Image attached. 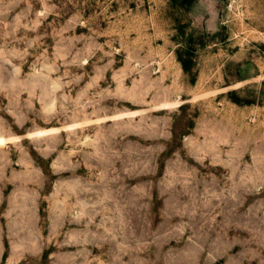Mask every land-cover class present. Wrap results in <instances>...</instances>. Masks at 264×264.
I'll return each mask as SVG.
<instances>
[{"label":"rangeland","instance_id":"374dc122","mask_svg":"<svg viewBox=\"0 0 264 264\" xmlns=\"http://www.w3.org/2000/svg\"><path fill=\"white\" fill-rule=\"evenodd\" d=\"M0 264H264V0H0Z\"/></svg>","mask_w":264,"mask_h":264}]
</instances>
